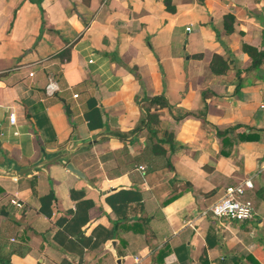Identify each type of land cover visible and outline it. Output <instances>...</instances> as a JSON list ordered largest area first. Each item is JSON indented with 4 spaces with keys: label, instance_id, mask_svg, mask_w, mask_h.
I'll return each mask as SVG.
<instances>
[{
    "label": "crops",
    "instance_id": "1",
    "mask_svg": "<svg viewBox=\"0 0 264 264\" xmlns=\"http://www.w3.org/2000/svg\"><path fill=\"white\" fill-rule=\"evenodd\" d=\"M70 142L83 179L0 175V264H264V0H0V165ZM244 180L252 220L200 217Z\"/></svg>",
    "mask_w": 264,
    "mask_h": 264
},
{
    "label": "built area",
    "instance_id": "2",
    "mask_svg": "<svg viewBox=\"0 0 264 264\" xmlns=\"http://www.w3.org/2000/svg\"><path fill=\"white\" fill-rule=\"evenodd\" d=\"M31 75V74H30ZM45 90L48 94L55 91V86L52 82H49ZM75 98L76 95H73ZM10 122H13L14 117L10 115ZM143 170V167H139ZM253 184L251 180H244L243 182L227 187L224 190L223 197L211 207L203 210L200 213V217L210 216L213 220L218 222L220 226H224L223 222H247L254 217V208L251 202L245 199V192L252 189ZM16 207H20L15 201H11Z\"/></svg>",
    "mask_w": 264,
    "mask_h": 264
},
{
    "label": "trees",
    "instance_id": "3",
    "mask_svg": "<svg viewBox=\"0 0 264 264\" xmlns=\"http://www.w3.org/2000/svg\"><path fill=\"white\" fill-rule=\"evenodd\" d=\"M233 23H234V18L232 15H226L223 18V28L224 31L227 34H230L233 32ZM242 51L251 59L252 65H257L259 64L260 60L263 57V53L258 52L255 48L248 46L246 44L242 45ZM210 71L215 74V75H221L222 73L225 72L226 70V64L225 62L218 56V55H213L210 64H209ZM149 106H155V111L157 109H161L167 106V102L163 96H157L154 98H150L149 100ZM147 112V111H145ZM159 114L157 112H151L147 113L146 115V130L148 131L149 134H156L153 132V126L157 125L159 123ZM172 139V134H166V137L162 139V142H167L169 143ZM161 147L159 145L154 146V152L156 154H161L164 153L163 150L160 149Z\"/></svg>",
    "mask_w": 264,
    "mask_h": 264
},
{
    "label": "water",
    "instance_id": "4",
    "mask_svg": "<svg viewBox=\"0 0 264 264\" xmlns=\"http://www.w3.org/2000/svg\"><path fill=\"white\" fill-rule=\"evenodd\" d=\"M72 141H74V138H72ZM73 145L74 143L70 142L66 146L65 151H62L58 155L54 156L53 158L47 159V160H45L44 155H42L40 162L32 166H28V167H24V168H20L16 170V168H14V164H11V166H10V163H5L3 165H0V175L16 178L18 176H25L29 172L33 171L34 169L44 170L46 165L52 164V163H58V164L63 165L68 172L83 179L82 173L78 171L77 169H75L72 163L68 161V158L70 157V155L76 151V150H72ZM0 215H5V213L0 211Z\"/></svg>",
    "mask_w": 264,
    "mask_h": 264
}]
</instances>
